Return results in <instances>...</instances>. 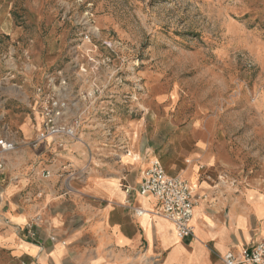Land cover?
<instances>
[{"label": "rangeland", "instance_id": "obj_1", "mask_svg": "<svg viewBox=\"0 0 264 264\" xmlns=\"http://www.w3.org/2000/svg\"><path fill=\"white\" fill-rule=\"evenodd\" d=\"M9 19L2 85L18 93L19 77L39 87L63 70L67 97L89 102L80 138L102 128L162 162L212 144L264 184V0H9ZM14 96L4 105L18 113Z\"/></svg>", "mask_w": 264, "mask_h": 264}, {"label": "crops", "instance_id": "obj_2", "mask_svg": "<svg viewBox=\"0 0 264 264\" xmlns=\"http://www.w3.org/2000/svg\"><path fill=\"white\" fill-rule=\"evenodd\" d=\"M12 26L9 0H0L3 54L8 47L2 43L16 37ZM7 62L0 58L3 68ZM6 74L0 77V137L15 140L17 148L0 159V264H224L223 253H240L264 235V184L235 175L214 145L199 143L186 157L163 159L168 174L198 185L194 237L182 240L169 220L153 213L159 201L138 192L156 157L149 145L108 144L104 129L87 127L78 141L50 137L35 145L43 123L40 82L19 77L18 86L28 89L14 93L2 85ZM12 95L18 113L4 105ZM134 207L147 212L136 215ZM31 222L36 241L17 231Z\"/></svg>", "mask_w": 264, "mask_h": 264}, {"label": "built area", "instance_id": "obj_3", "mask_svg": "<svg viewBox=\"0 0 264 264\" xmlns=\"http://www.w3.org/2000/svg\"><path fill=\"white\" fill-rule=\"evenodd\" d=\"M90 41V35L84 36ZM68 78L63 70L56 74H49L45 85L37 87L36 94L40 101L43 123L36 138L35 145L46 141L50 137H60L64 141L74 142L80 140L79 128L84 120L85 109H81L82 102L89 104L87 96L82 97V102L75 98L67 97L66 88ZM99 89L92 90L88 96H93ZM95 94V95H96ZM80 95L79 93L77 94ZM70 112H73V119L67 121ZM17 148V142L7 137H0V159ZM0 168L3 163L0 161ZM49 175V172H46ZM197 184L191 183L182 175L168 174L164 164L159 158H153L145 173L138 192L142 196H153L159 201L160 207L153 211L167 220L175 227L178 238L186 240L194 237L192 220L194 209L199 198ZM127 193H132L130 186L125 188ZM136 215H142L147 211L142 207H134ZM1 218V214H0ZM9 223L8 218H2ZM20 234H27L29 241L37 240L36 225L28 223L24 227H18ZM52 239H55L52 237ZM224 264H264V235L252 246L244 248L240 253L228 250L221 255Z\"/></svg>", "mask_w": 264, "mask_h": 264}]
</instances>
